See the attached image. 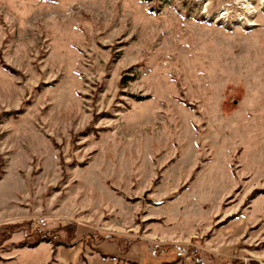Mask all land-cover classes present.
Listing matches in <instances>:
<instances>
[{
	"label": "rangeland",
	"instance_id": "1",
	"mask_svg": "<svg viewBox=\"0 0 264 264\" xmlns=\"http://www.w3.org/2000/svg\"><path fill=\"white\" fill-rule=\"evenodd\" d=\"M6 225L0 264H264V0H0Z\"/></svg>",
	"mask_w": 264,
	"mask_h": 264
},
{
	"label": "crops",
	"instance_id": "2",
	"mask_svg": "<svg viewBox=\"0 0 264 264\" xmlns=\"http://www.w3.org/2000/svg\"><path fill=\"white\" fill-rule=\"evenodd\" d=\"M121 241L122 240L120 239L119 242H121ZM119 242H118V244L120 245ZM124 242L127 243L128 246H129V248L126 249L127 251L124 250L127 253L124 254V253L118 252V254L120 256H130V253H131L130 251L133 248V246L130 247V242L129 241H126L125 240ZM102 247H98V249H99L98 252H100L101 254L98 253V254H94V255H91L90 256V259H89L90 264H115V262H110L109 259L104 258V255L105 254H108V251L106 250V248L104 247V245H102ZM118 250L119 249H117V251Z\"/></svg>",
	"mask_w": 264,
	"mask_h": 264
},
{
	"label": "trees",
	"instance_id": "3",
	"mask_svg": "<svg viewBox=\"0 0 264 264\" xmlns=\"http://www.w3.org/2000/svg\"><path fill=\"white\" fill-rule=\"evenodd\" d=\"M140 99H143L144 97H139ZM21 225H6L2 232H0V240L8 238L11 236V234L18 229H20ZM92 235V234H91ZM2 236V237H1ZM90 239V238H89Z\"/></svg>",
	"mask_w": 264,
	"mask_h": 264
},
{
	"label": "built area",
	"instance_id": "4",
	"mask_svg": "<svg viewBox=\"0 0 264 264\" xmlns=\"http://www.w3.org/2000/svg\"><path fill=\"white\" fill-rule=\"evenodd\" d=\"M186 252L184 249H180L178 252H177V255L178 256H185Z\"/></svg>",
	"mask_w": 264,
	"mask_h": 264
}]
</instances>
